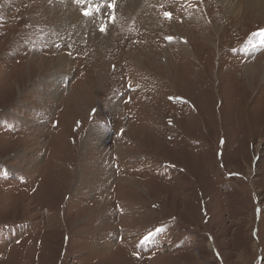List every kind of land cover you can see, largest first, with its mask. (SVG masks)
<instances>
[{
  "label": "rangeland",
  "instance_id": "obj_1",
  "mask_svg": "<svg viewBox=\"0 0 264 264\" xmlns=\"http://www.w3.org/2000/svg\"><path fill=\"white\" fill-rule=\"evenodd\" d=\"M127 1L0 0V264H264V12Z\"/></svg>",
  "mask_w": 264,
  "mask_h": 264
},
{
  "label": "bare ground",
  "instance_id": "obj_2",
  "mask_svg": "<svg viewBox=\"0 0 264 264\" xmlns=\"http://www.w3.org/2000/svg\"><path fill=\"white\" fill-rule=\"evenodd\" d=\"M132 0H130V1H127L126 3H125V5H123L125 8H126V10L128 11V7L130 6V5H133L134 6V8H136L137 7V2H138V0H133L132 2H131ZM222 5H223V7H224V9L225 10H227L228 11V13L229 14H231L232 16L233 15H237L239 12H243V11H248V12H251V11H253V12H264V0H237V3L236 4H234V3H232V1L233 0H218ZM232 3V4H231ZM124 4V3H123ZM122 5V4H121ZM131 8V7H130ZM133 8V7H132ZM74 13V11H71L70 10V8H68V10H67V14H68V17H69V19L70 18H73V19H75V15L73 14ZM92 133H94L95 134V138H92L93 139V141H95L94 143H97V141H98V143L100 144V140L103 138V136L100 134L101 132H100V130H97V131H93ZM93 136V135H92ZM102 137V138H101ZM90 138V137H89ZM92 142V141H91ZM103 142V141H102ZM93 144V143H92ZM105 145V144H104ZM104 145H103V147H104ZM89 146V145H88ZM105 146H107V145H105ZM91 147V146H90ZM92 148V147H91ZM96 148V147H95ZM104 149H106V148H104ZM91 150V149H90Z\"/></svg>",
  "mask_w": 264,
  "mask_h": 264
},
{
  "label": "snow or ice",
  "instance_id": "obj_3",
  "mask_svg": "<svg viewBox=\"0 0 264 264\" xmlns=\"http://www.w3.org/2000/svg\"><path fill=\"white\" fill-rule=\"evenodd\" d=\"M85 15H88L89 13L85 12L84 13ZM165 16L170 18L171 14L170 13H165ZM261 35H264V33H261Z\"/></svg>",
  "mask_w": 264,
  "mask_h": 264
}]
</instances>
